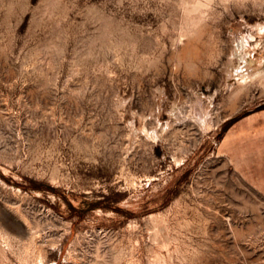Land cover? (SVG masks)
I'll return each mask as SVG.
<instances>
[{"label":"rangeland","instance_id":"1","mask_svg":"<svg viewBox=\"0 0 264 264\" xmlns=\"http://www.w3.org/2000/svg\"><path fill=\"white\" fill-rule=\"evenodd\" d=\"M0 264H264V0H0Z\"/></svg>","mask_w":264,"mask_h":264},{"label":"bare ground","instance_id":"2","mask_svg":"<svg viewBox=\"0 0 264 264\" xmlns=\"http://www.w3.org/2000/svg\"><path fill=\"white\" fill-rule=\"evenodd\" d=\"M252 61H253V60H252ZM248 64H249V63H248ZM253 64H254V63H253ZM253 64H252V65H253ZM252 65H251V66H252ZM257 73H259V72H257Z\"/></svg>","mask_w":264,"mask_h":264}]
</instances>
